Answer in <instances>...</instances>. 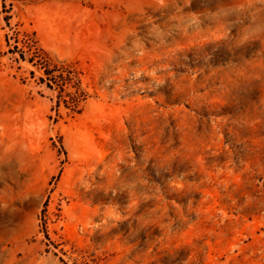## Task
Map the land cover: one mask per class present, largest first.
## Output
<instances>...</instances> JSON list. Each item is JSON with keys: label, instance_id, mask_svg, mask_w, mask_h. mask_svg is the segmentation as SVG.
<instances>
[{"label": "rangeland", "instance_id": "374dc122", "mask_svg": "<svg viewBox=\"0 0 264 264\" xmlns=\"http://www.w3.org/2000/svg\"><path fill=\"white\" fill-rule=\"evenodd\" d=\"M0 264H264V0H0Z\"/></svg>", "mask_w": 264, "mask_h": 264}, {"label": "trees", "instance_id": "16d2710c", "mask_svg": "<svg viewBox=\"0 0 264 264\" xmlns=\"http://www.w3.org/2000/svg\"><path fill=\"white\" fill-rule=\"evenodd\" d=\"M22 58L25 59L24 55ZM29 61L43 70L44 75L40 77V83H46L50 89L59 90L57 106L64 102L72 111L79 112V103L86 98L87 93L81 88L76 71L68 64L53 62L45 51L38 48L32 52ZM67 87L75 88V91L66 92Z\"/></svg>", "mask_w": 264, "mask_h": 264}]
</instances>
